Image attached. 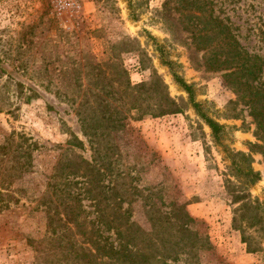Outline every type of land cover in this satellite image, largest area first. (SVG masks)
Masks as SVG:
<instances>
[{
	"label": "trees",
	"instance_id": "16d2710c",
	"mask_svg": "<svg viewBox=\"0 0 264 264\" xmlns=\"http://www.w3.org/2000/svg\"><path fill=\"white\" fill-rule=\"evenodd\" d=\"M212 4L209 0H165L158 11L159 20L172 40L187 48L197 69L224 72L225 86L237 96L228 102L225 117L239 119L242 111L238 106L248 108L256 125L255 137L261 143L252 144L251 153L264 156V85L259 83L264 60L241 47L231 27L215 16ZM34 29V25L25 24L17 57L23 47L34 45ZM101 32V28L93 29L88 34L103 39ZM105 37L101 56L80 50L78 57L54 69L55 74L49 63L38 73L42 86L55 87L56 97L74 107L85 141L70 133L53 173L26 189L23 183L34 173L37 145L26 135L12 132L0 145V213L12 207L27 208L31 203V211L45 214V234L26 241L34 253V264H199L202 252L212 249L208 236L195 229L198 221L186 204L167 205L161 190L137 185L139 169L125 162L121 145L127 120L140 122L146 117L178 114L181 106L155 70L149 80L131 81L123 54H136L140 66L146 67L135 39ZM15 41L14 37L7 40L10 46L6 48L0 38V114L13 112L14 99L27 104L36 95L27 92L5 68L10 59L6 55ZM10 60H19L16 67L28 71L27 60ZM162 63L172 69L175 82L189 94V101L220 142L225 126L194 102L193 87L173 70L174 64L168 60ZM85 147L90 159L83 154ZM253 164L252 154L233 155L232 170L243 186L229 180L227 193L237 205L233 227L244 234L241 239L252 252L264 254L259 243L264 239V203L248 193V188L262 179ZM17 182L21 185L15 187ZM31 188L33 196L29 195ZM137 204H141L147 227L135 220Z\"/></svg>",
	"mask_w": 264,
	"mask_h": 264
},
{
	"label": "rangeland",
	"instance_id": "374dc122",
	"mask_svg": "<svg viewBox=\"0 0 264 264\" xmlns=\"http://www.w3.org/2000/svg\"><path fill=\"white\" fill-rule=\"evenodd\" d=\"M73 1L75 6L59 8L55 0H0V38L5 45L11 37L16 38L6 57L29 62L26 72L16 67L19 60H6L5 68L27 92L36 94L27 104L14 99L13 112L0 114V145L12 132L26 135L37 145L33 152L34 173L23 185L26 189L36 187L43 175L53 173L70 133L85 141L74 107L56 97L55 87L42 86L38 73L47 63L53 73L78 57L80 50L101 56L105 35L114 39L128 36L137 41L146 59V67H141L136 54L122 55L131 81L138 84L149 80L155 70L167 83L171 98L181 106L178 114L126 121L122 152L125 162L139 169L137 185L161 190L167 205H187L198 221L195 229L208 236L212 244L211 250L202 252L199 264H264V254L252 252L241 239L244 234L233 227L237 205L227 193L228 181L243 186L232 170L233 155L252 154L253 168L262 179L250 186L248 193L260 203H264V156L251 153L250 146L259 141L249 109L240 104L239 119L225 117L228 102L237 96L225 86L224 72L197 69L188 58L187 48L172 40L158 16L165 0ZM209 1L213 2L215 16L231 27L241 47L264 60V0ZM25 24L35 26L31 37L34 45L23 47L17 57ZM100 28L103 39L88 34ZM164 60L172 62L173 70L193 87V100L201 110L225 126L220 142L213 138L211 129L189 101V94L175 82L172 69L162 63ZM259 83L264 85V72ZM126 143L129 147L124 146ZM85 148L83 154L90 159L91 153ZM20 185L17 182L15 187ZM34 193L33 188L29 189L30 196ZM26 205L27 208L12 207L0 213V264H34V253L26 241L45 234L46 219L44 213L30 210L34 204ZM140 205H135V220L147 227ZM259 243L264 248V239Z\"/></svg>",
	"mask_w": 264,
	"mask_h": 264
},
{
	"label": "built area",
	"instance_id": "2783aa9c",
	"mask_svg": "<svg viewBox=\"0 0 264 264\" xmlns=\"http://www.w3.org/2000/svg\"><path fill=\"white\" fill-rule=\"evenodd\" d=\"M55 4L59 8H70L71 6H75V2L73 0H55Z\"/></svg>",
	"mask_w": 264,
	"mask_h": 264
}]
</instances>
